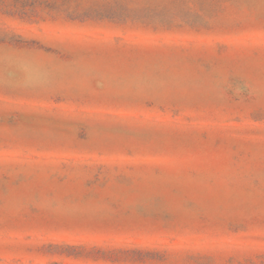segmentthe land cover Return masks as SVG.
<instances>
[{
  "label": "rangeland",
  "instance_id": "rangeland-1",
  "mask_svg": "<svg viewBox=\"0 0 264 264\" xmlns=\"http://www.w3.org/2000/svg\"><path fill=\"white\" fill-rule=\"evenodd\" d=\"M0 264H264V0H0Z\"/></svg>",
  "mask_w": 264,
  "mask_h": 264
}]
</instances>
